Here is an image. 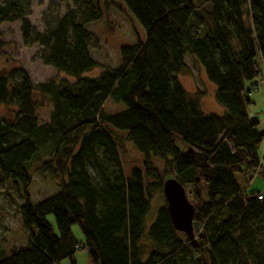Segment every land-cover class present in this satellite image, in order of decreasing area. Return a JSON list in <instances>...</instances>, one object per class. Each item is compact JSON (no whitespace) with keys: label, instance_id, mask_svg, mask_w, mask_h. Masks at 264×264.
Returning <instances> with one entry per match:
<instances>
[{"label":"trees","instance_id":"16d2710c","mask_svg":"<svg viewBox=\"0 0 264 264\" xmlns=\"http://www.w3.org/2000/svg\"><path fill=\"white\" fill-rule=\"evenodd\" d=\"M71 1L60 15L42 12L39 30L22 2L0 0V23L17 20L23 42L39 44L40 60L71 77L33 82L21 66L0 71V105L14 108L0 114V174L25 190L29 165L57 186L36 202L25 190L18 215L27 238L0 246V264L73 262L74 222L99 264H264V191L248 189L264 175V131L246 109L264 77V0H122L144 38L122 44L120 64L95 75L84 74L98 64L85 23L101 17L100 0ZM187 54L214 83L223 112L204 111L203 91L190 95L182 84ZM107 97L125 107L105 111ZM44 102L52 103L50 119L38 123ZM115 130L143 153L128 175ZM39 152L46 156L38 167ZM169 175L194 203L192 234L171 222L162 194Z\"/></svg>","mask_w":264,"mask_h":264},{"label":"rangeland","instance_id":"374dc122","mask_svg":"<svg viewBox=\"0 0 264 264\" xmlns=\"http://www.w3.org/2000/svg\"><path fill=\"white\" fill-rule=\"evenodd\" d=\"M18 1L24 4L29 19L39 30L44 28L42 12L47 11V14L60 15L66 8L74 6L71 0ZM114 2L116 4L100 0L102 8L101 17L85 23V28L92 34L88 44L89 52L98 61L97 65L84 72L85 75L98 74L103 67H117L120 64V46L144 38L143 27L123 1L114 0ZM39 47L37 42H23L17 20L2 21L0 23V71H6L13 66H21L26 69L33 82L50 79L57 80L61 77L71 79L66 72L43 63L38 56ZM185 61L187 66L177 75L186 90L190 95H193L197 91H203L200 104L204 111L223 112L224 107L214 96L215 85L207 79L202 65L189 54L185 56ZM248 96L250 97V102L246 108L248 115L257 118L258 128L264 131V77L256 78V86L250 90ZM36 99H38L37 95ZM124 107V102L114 101L111 97H107L103 102V109L109 112L118 111ZM13 109L12 105H0V114L11 116ZM51 110V102L38 104L36 107L38 123L48 121ZM115 132L119 135L121 141L123 172L125 175H128L131 166L142 165L143 153L135 147L132 141L126 138L124 132L116 130ZM175 143L179 147L184 146V142L177 137H175ZM44 150H46L45 146H40V151L44 152ZM42 152H39L35 166L39 167L41 160L46 156ZM259 153L264 169V139L260 143ZM153 160L158 168L161 169L162 161L159 158H153ZM26 168L31 176V182L25 190L31 201L36 202L57 190L55 181L47 173H39L36 169H33V166L31 168L29 165ZM260 182H264V175L257 174L252 178L249 186L256 187ZM25 190L18 180L3 178L0 174V246L5 248L11 245L22 246L27 238V233L21 226L18 215V206L24 197ZM187 197L191 201L188 195ZM159 201V195L155 193V198L152 200L151 218L156 211ZM46 217L57 233L58 230L53 215L49 213ZM70 230L78 246L73 253V262L69 257H64L60 260V264H99L85 245L79 223H72Z\"/></svg>","mask_w":264,"mask_h":264},{"label":"water","instance_id":"95a60500","mask_svg":"<svg viewBox=\"0 0 264 264\" xmlns=\"http://www.w3.org/2000/svg\"><path fill=\"white\" fill-rule=\"evenodd\" d=\"M162 194L173 227L186 234L193 233L194 203L187 197L183 184L173 175L162 180Z\"/></svg>","mask_w":264,"mask_h":264},{"label":"crops","instance_id":"0c3cea01","mask_svg":"<svg viewBox=\"0 0 264 264\" xmlns=\"http://www.w3.org/2000/svg\"><path fill=\"white\" fill-rule=\"evenodd\" d=\"M248 189L249 190H260V191H263V189H264V182H260L259 185L256 186V187L249 186Z\"/></svg>","mask_w":264,"mask_h":264},{"label":"built area","instance_id":"2783aa9c","mask_svg":"<svg viewBox=\"0 0 264 264\" xmlns=\"http://www.w3.org/2000/svg\"><path fill=\"white\" fill-rule=\"evenodd\" d=\"M258 197H259V198H262V197H263V193L260 192V193L258 194Z\"/></svg>","mask_w":264,"mask_h":264}]
</instances>
